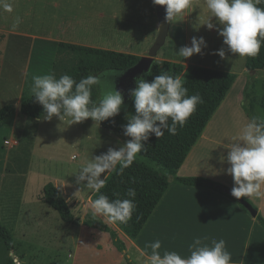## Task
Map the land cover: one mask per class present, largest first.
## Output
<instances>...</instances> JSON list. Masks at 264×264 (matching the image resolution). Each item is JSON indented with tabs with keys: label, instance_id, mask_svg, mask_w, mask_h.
Masks as SVG:
<instances>
[{
	"label": "crops",
	"instance_id": "crops-1",
	"mask_svg": "<svg viewBox=\"0 0 264 264\" xmlns=\"http://www.w3.org/2000/svg\"><path fill=\"white\" fill-rule=\"evenodd\" d=\"M5 4L11 5L12 11L9 12ZM193 5L182 17L173 19L165 45L168 39H172L175 51L176 48L191 46V39L195 36L203 37L207 47L200 54L186 59L176 55L161 57L160 60L181 65L184 71L189 67H201L234 74L237 79L177 176L205 178L231 191L233 179L224 171L229 165H224L222 171L217 170L220 168L216 159L219 155L214 156L206 150L219 147L222 154H227L228 149L223 145L231 138L222 135L220 130L223 134H227L224 130H240L249 121L242 109V92L247 82L246 58L227 51V59L222 60L215 55L220 48L226 49L223 38L216 29L209 30L202 25L209 15L204 0H193ZM17 17L20 23L13 27ZM212 22L215 23L214 17ZM157 32V15L148 0H0V35L5 37V48L9 41L14 40L33 46L68 44L142 58L147 56ZM254 75L256 79L264 80V68ZM88 121H92L91 118ZM235 134L231 132L229 135ZM240 199L252 205L264 218V198ZM115 227L116 236L123 238L124 254L131 253L141 262L147 259L140 255L146 244L159 240L161 254L167 250L186 257L189 245L198 237L205 243L223 239L231 253L232 264H264L262 227L239 202L207 188L171 183L135 240H130ZM147 251L150 254L151 249Z\"/></svg>",
	"mask_w": 264,
	"mask_h": 264
},
{
	"label": "clouds",
	"instance_id": "clouds-1",
	"mask_svg": "<svg viewBox=\"0 0 264 264\" xmlns=\"http://www.w3.org/2000/svg\"><path fill=\"white\" fill-rule=\"evenodd\" d=\"M153 3L164 6L165 22L169 23L194 7L193 0H153ZM204 3L209 15L202 25L209 30L216 29L226 46V49L222 47L217 50L215 55L224 60L228 58L226 51L240 58L256 57L260 53L264 45V8L258 5L264 0H204ZM4 7L12 11L9 4ZM213 17L215 23L212 22ZM19 23L17 17L13 27ZM205 47L204 38L194 36L191 46L181 47L177 54L186 59L200 54ZM151 71L150 67L146 73L134 77L136 86L128 91L134 114L127 113V123L121 127L123 135L130 139L118 148L109 147L106 153L88 159L75 174L77 185L100 192L105 186L106 174H119L131 167L137 154L146 150L145 144L152 135L159 139L165 130L170 135H176L177 128H182L196 111L197 105L203 103L199 94L188 95L184 77L173 76L163 70L148 82L143 76L151 75ZM120 74L110 70L76 81L67 74L57 78L50 71L45 75L33 76L30 91L35 102L42 106L44 121L56 117L60 122L67 121L71 125L91 118L99 126L101 122L119 115L124 104L122 92L114 85V78ZM107 79L111 80V87L102 90L100 97L93 100V87L100 86ZM223 147L228 152L220 160L229 165L224 171L233 179L231 195L237 199L264 198V119L253 117L244 123L239 133ZM136 195L134 188L128 189V198L124 199H109L100 194L86 210L111 223H127L136 210ZM147 249H151L150 254ZM160 249L159 240L146 244L145 250L140 253L141 257H147L143 264H232L231 253L227 251L223 239H212L210 243H205L197 237L189 245L186 257L167 250L161 254Z\"/></svg>",
	"mask_w": 264,
	"mask_h": 264
},
{
	"label": "rangeland",
	"instance_id": "rangeland-1",
	"mask_svg": "<svg viewBox=\"0 0 264 264\" xmlns=\"http://www.w3.org/2000/svg\"><path fill=\"white\" fill-rule=\"evenodd\" d=\"M171 40L168 39L154 61L156 71L143 77L146 81L151 82L165 70L161 57L178 55L180 48L174 51ZM5 44V37L0 36V110L11 105L19 106L22 99L31 96L33 76L50 71L61 74L74 60L73 54L57 46H33L14 40L9 41L7 48ZM245 77L248 78L247 74ZM99 87L101 91L110 88L111 82L107 79ZM251 87L254 114L264 119L261 106L264 80L254 78ZM245 104L243 99V111ZM121 110L125 115L134 114L132 98L123 104ZM18 113L16 109L14 115L0 122V223L10 231L14 244L13 249L8 250L0 239V264H7L9 259L15 264H143L131 253L124 254L117 249L110 233L116 234L115 225L86 210L92 202L93 192L75 183V174L88 159L106 153L109 147L118 148L127 138L98 126L93 120L69 125L57 118L44 121ZM224 131L227 134L220 130L222 135L231 138L240 130ZM231 132L236 134L231 136ZM13 141L18 145L12 146ZM206 151L219 155L216 159L220 168L217 170L222 171L223 166L228 165L226 161L221 162L220 157L227 154H222L219 147ZM136 160L162 172L140 153ZM64 182L63 186H56ZM48 183L63 194L80 224L62 222L57 212L43 202L42 189ZM85 221L102 223L110 232L87 228L81 224ZM118 240L123 243L122 237Z\"/></svg>",
	"mask_w": 264,
	"mask_h": 264
},
{
	"label": "trees",
	"instance_id": "trees-1",
	"mask_svg": "<svg viewBox=\"0 0 264 264\" xmlns=\"http://www.w3.org/2000/svg\"><path fill=\"white\" fill-rule=\"evenodd\" d=\"M258 6L264 8V3ZM57 47L64 52L74 55L72 64L66 67L61 74H56L57 78L67 74L76 81L88 75H101L110 70L124 71L134 66L140 60V58L136 56L81 46L59 44ZM245 58L246 74L248 78L242 94L246 102L244 105V112L251 120L253 117H256L254 114V101L252 99L253 94L251 87L255 75L252 72L264 68V45H262L260 53L256 57ZM161 65L165 70L171 72L173 76H180L183 74L185 78L184 86L188 89V95L199 94L202 97L203 103L197 105L196 111L189 117L182 128H177L176 135H170L165 130L162 137L158 139L152 135L145 144L146 150L140 154L148 162L159 167L162 172L155 171L145 163L135 159L131 167L124 169L122 173H109L106 177L105 186L100 189V192H95L92 195V201L98 198L100 194L108 196L109 199H124L128 198L126 193L129 188H134L136 190L137 195L134 201L136 210L133 212L132 218L127 223H113L130 240H135L138 237L171 183L211 189L238 202L237 199L231 195V191L221 184L201 177L180 178L177 176L178 170L202 135L215 111L227 96L237 76L201 67H189L184 71L183 66L169 62H162ZM156 69L157 64H153L151 73L155 72ZM100 93V87L94 86L92 90V99L97 100L100 97ZM20 106V114L31 119H37L38 117H40V119L43 118L44 113L42 106L35 102L32 94L30 97L22 99ZM261 106L264 111V96L261 99ZM15 112L16 109L13 105L3 107L0 110V122L14 115ZM125 117L126 115L121 110L119 115L110 118L108 121H103L99 125L104 129L123 135L121 125L127 123ZM42 200L48 207L57 212L62 222L66 224H80L79 219H76L72 214L63 194L52 183H48L43 187ZM255 219L264 229V218L257 214ZM81 224L87 228L110 232L108 227L102 223L85 221ZM110 233L117 249L124 252L123 243L118 240L115 233ZM0 239L8 250L13 249L12 234L1 223ZM7 264L15 263L9 259Z\"/></svg>",
	"mask_w": 264,
	"mask_h": 264
},
{
	"label": "water",
	"instance_id": "water-1",
	"mask_svg": "<svg viewBox=\"0 0 264 264\" xmlns=\"http://www.w3.org/2000/svg\"><path fill=\"white\" fill-rule=\"evenodd\" d=\"M155 9L157 19H158V32L156 38L148 50L147 56L140 58V60L132 67L124 70V71H117L121 74L114 78V85L115 88L120 90L123 95H127L128 99L124 103L128 102L131 97L128 95V91L134 88L136 85L134 83V77L142 75L147 72V70L154 64L156 57L160 50L164 47L169 31H170V24L171 22H165V10L164 6L156 5L153 3V0H148ZM255 73L254 71L252 72ZM145 76V75H144ZM143 76V77H144ZM111 82V80L109 79ZM15 109L20 111L21 106L15 105ZM237 199V198H236ZM238 202L243 206V208L253 217L257 216V211L250 205L248 202L237 199Z\"/></svg>",
	"mask_w": 264,
	"mask_h": 264
},
{
	"label": "built area",
	"instance_id": "built-area-1",
	"mask_svg": "<svg viewBox=\"0 0 264 264\" xmlns=\"http://www.w3.org/2000/svg\"><path fill=\"white\" fill-rule=\"evenodd\" d=\"M5 143H10L9 141H6ZM12 143V146H16V145H18V142H16V141H13V142H11Z\"/></svg>",
	"mask_w": 264,
	"mask_h": 264
},
{
	"label": "flooded vegetation",
	"instance_id": "flooded-vegetation-1",
	"mask_svg": "<svg viewBox=\"0 0 264 264\" xmlns=\"http://www.w3.org/2000/svg\"><path fill=\"white\" fill-rule=\"evenodd\" d=\"M124 96V101H126V98L128 99V96L127 95H123Z\"/></svg>",
	"mask_w": 264,
	"mask_h": 264
}]
</instances>
